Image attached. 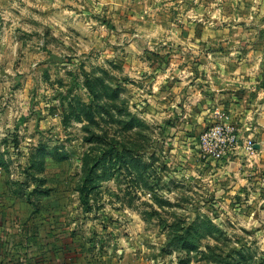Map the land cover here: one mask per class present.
Listing matches in <instances>:
<instances>
[{"label":"rangeland","instance_id":"obj_1","mask_svg":"<svg viewBox=\"0 0 264 264\" xmlns=\"http://www.w3.org/2000/svg\"><path fill=\"white\" fill-rule=\"evenodd\" d=\"M174 8L0 0V167L71 196L78 237L113 263L123 250L139 264H264L261 196L229 207L212 174L223 160L201 142L218 125L184 126L164 83L158 38L178 23Z\"/></svg>","mask_w":264,"mask_h":264},{"label":"crops","instance_id":"obj_2","mask_svg":"<svg viewBox=\"0 0 264 264\" xmlns=\"http://www.w3.org/2000/svg\"><path fill=\"white\" fill-rule=\"evenodd\" d=\"M175 9L178 23H167L158 38L166 47L169 94L183 101L184 126L197 132L233 126L255 142L253 157L240 147L214 163L212 174L234 211L238 198L252 204L261 196L264 204V0H178ZM0 169V264H139L123 258V250L113 263L101 255L106 245L85 244L78 235L87 227L75 221L71 196L54 195L47 181L17 184ZM32 192L39 194L30 197Z\"/></svg>","mask_w":264,"mask_h":264},{"label":"built area","instance_id":"obj_3","mask_svg":"<svg viewBox=\"0 0 264 264\" xmlns=\"http://www.w3.org/2000/svg\"><path fill=\"white\" fill-rule=\"evenodd\" d=\"M205 146L210 147V153L217 160H224L230 152L242 147L249 157L256 154L255 142L252 139H244L238 133L236 127L218 125L201 138ZM2 169H0V174Z\"/></svg>","mask_w":264,"mask_h":264},{"label":"trees","instance_id":"obj_4","mask_svg":"<svg viewBox=\"0 0 264 264\" xmlns=\"http://www.w3.org/2000/svg\"><path fill=\"white\" fill-rule=\"evenodd\" d=\"M37 191H38V190H37ZM37 194H39V193L32 192V193H30V195H29V196H30V197H31V196L33 197V196H35V195H37Z\"/></svg>","mask_w":264,"mask_h":264},{"label":"clouds","instance_id":"obj_5","mask_svg":"<svg viewBox=\"0 0 264 264\" xmlns=\"http://www.w3.org/2000/svg\"><path fill=\"white\" fill-rule=\"evenodd\" d=\"M132 111L135 113L136 110H135V109H132ZM114 130H115V129H113V131H114Z\"/></svg>","mask_w":264,"mask_h":264}]
</instances>
